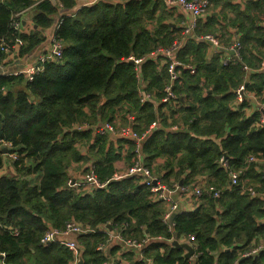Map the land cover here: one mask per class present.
<instances>
[{
    "label": "trees",
    "instance_id": "obj_1",
    "mask_svg": "<svg viewBox=\"0 0 264 264\" xmlns=\"http://www.w3.org/2000/svg\"><path fill=\"white\" fill-rule=\"evenodd\" d=\"M263 2L252 1L250 5L260 6ZM32 3L33 0H0V43L6 40L10 45L17 37L23 42L21 55L33 52L45 39L44 31L54 24L60 7L72 9L76 0L38 3L33 29L15 31L12 15ZM61 18L56 31L65 43L61 60L45 63L32 80L0 75V139L12 142V151L19 155L14 162L18 174L0 175V255L5 253L6 263L74 264V252L61 238L41 243L48 223L60 229L71 218L91 226L89 232L79 237L85 246V264H104V260L110 259L97 250L98 243L106 241L108 235L101 226L110 220L119 227L127 222V237L139 238L143 227L152 236L163 235L166 240L171 237L161 217L164 206L150 201V188L145 183L132 176L112 179L114 162L122 158L120 148L115 147L108 134L92 136V129L74 130L76 122L108 120L114 124L130 113L135 117L133 128L141 134L160 119L162 128L153 130L142 145L146 166L156 164L157 158H165L159 166L165 177L174 176L190 184L195 176L205 175L210 185L222 188L229 176V169L221 164L224 158L230 169H245L242 184L258 181L264 189L262 173L254 169L255 163L248 162L250 155L264 157V125L256 123L257 112L245 114V107L250 105L247 97L239 108L233 105L235 91L245 74L243 65L257 68L260 59L254 52L264 56V29L256 26L257 17L238 25L237 15L236 27L243 32L242 57L226 64L217 55L206 63L207 42L189 39L178 58L185 64L195 62L197 70L192 74L187 68L181 69L174 84L179 107L173 102L157 107L151 100L141 103L135 63L126 60L131 54L143 56L174 41L176 30L166 21L169 14L162 0H131L125 4L99 0ZM216 22L213 15L204 22L199 20L193 36L214 33ZM6 57L7 52L0 50V58ZM141 68L148 91L159 98L164 96L169 82L166 67L146 58ZM252 75L253 83L248 88L261 94L264 72ZM20 81L25 82L28 91L13 90ZM103 96L106 101L98 113ZM165 106L168 112L164 111ZM170 118L172 122L182 121L184 128H164ZM80 143L95 155L96 175L107 183L91 192L65 187L70 166L86 157ZM129 148L126 159L130 161L135 156L133 141ZM36 172L41 173L38 184L24 178ZM240 186L233 190L223 188L218 198L205 192L198 208L174 214L176 235L195 236L198 264H264V249L252 257H238L242 250L264 238V223L257 221L264 214V203ZM241 239L243 243L238 246ZM119 247L113 248L112 256L116 257L113 253ZM147 250L154 252L152 264H188L182 249L164 241H154ZM126 258L131 261L132 253ZM112 262L127 264L119 259ZM135 264L150 263L139 260Z\"/></svg>",
    "mask_w": 264,
    "mask_h": 264
},
{
    "label": "crops",
    "instance_id": "obj_2",
    "mask_svg": "<svg viewBox=\"0 0 264 264\" xmlns=\"http://www.w3.org/2000/svg\"><path fill=\"white\" fill-rule=\"evenodd\" d=\"M52 1L54 3H59V0H52ZM98 1L99 0H76V5L72 9H66V8L63 9L62 7H60V9H62V10H60L59 14L55 17L54 24L50 28H48L44 31L45 39L42 41V43L33 52H30L26 55L20 54L21 46L18 49L11 50L9 53H7V57L4 59V68L3 69L0 68V75L4 74V75H14V76L26 77L27 76L26 74H23V73L16 74V72H20V71L26 70L28 68H31L32 65L36 62L39 54L44 52L49 47L50 37H51V35L55 29V25L61 19V17L65 16V15L71 16L76 11H78V9L80 7H82L84 5H93V4L97 3ZM108 1H111L114 3L125 4L131 0H127V1L108 0ZM162 1L165 3V8L169 14V18L166 21L171 22L173 28H175L176 31L174 32V34L176 35L175 38H177L178 36H180L182 34L183 24H184V22H187L190 19V15H189V13L182 10L179 5L169 4L165 0H162ZM252 1H257V0H233L232 1L233 3L231 5L223 4L222 3L223 1H221L218 4L217 3L214 4V2L211 1V6H210L209 10L199 18V20H202L203 22L206 21L208 19V17L211 15L216 16V18L218 19V22H216V24L214 25V28H216L215 32L212 33L216 36L217 43H214L211 41L210 42L206 41L207 42L206 43L207 44L206 45V54L207 55H205L206 56L205 57L206 63H211L212 62L211 58L214 55L219 56L220 61L224 64L230 62L231 60H234V59L236 60L237 58L242 57L241 56V50L243 47V45H242L243 32L239 29V27H236L235 21L237 19V15H238V25H240V23L244 24L245 22H249L251 20V17L255 16V17H257V19L255 21L256 26L263 27V29H264V2L261 3L260 6H252V5H250V3ZM34 14H35V8L27 9L23 13V15H22L23 31L28 32V31H31L33 29V15ZM193 34H194V32L190 36H187L185 38L184 45L180 49V51L184 48V46L188 43L189 39L192 37L195 38L197 41H205V40L200 39L199 36H196V35L193 36ZM22 44H23V42H22ZM237 45H238V50L235 49V47ZM157 47H159V46H157ZM157 47H155L152 51H154ZM152 51H150V52H152ZM148 53H146V54H148ZM254 53L257 54L259 59H260L259 65L257 68H253V67L249 66L248 64L243 65V69H244L245 74L243 76L242 81L238 84L237 89H239L242 85L245 86V90L243 92V95H244L243 99H244V97H247L250 101V105H247L245 107V114L247 116H251L257 112L259 117H258V121L256 123L262 125V123L260 122V117L262 116V113H261V108H259V104L264 103V89H262L261 94H257L254 90H250L248 88L249 84L253 83L252 82V79H253L252 74L255 72H264V56L259 55L257 52H254ZM131 55H133V54H131ZM145 55H143V56H145ZM135 57L139 58L141 56H135ZM149 58L155 60V62L158 63L159 67H160V65L166 67L164 60H162L163 59L162 57L156 56V57H149ZM132 62H134V61H132ZM143 62L144 61H142V63ZM142 63H140V64L135 63V68L141 67ZM186 64H187V66H192L195 69V72H191V70L189 69L192 74L196 73V70H197L196 66L197 65L195 62L191 61V62H188ZM137 81H138V88H139V91H138L139 96H140L141 91H145V92L150 93L152 95V97L147 102H149L150 100L153 101L155 104V107L159 106L162 103L169 105L170 102H173L171 100L166 99L165 95L162 96L161 98H159V96H157L155 93L148 91L147 85H146L147 84L146 79L142 74V68L140 71V78H138V76H137ZM237 89L235 92H237ZM13 90L15 92H18L19 90L28 91L26 89V84L24 81H20V82L16 83ZM206 90H207V88H206ZM34 97L35 96L32 95V98H34ZM243 99L239 100V98L237 99V97H236V100L234 101L233 105H236L235 106L236 108L238 105V108H239L240 102H242ZM147 102H145V103H147ZM173 104L175 107H179V105H180L179 95H178L177 102H173ZM163 109H164V111H167L166 106ZM130 115H132L134 117L133 114L128 113V117H127L128 123L126 125H122L119 120H116L114 125L116 127H133V122L135 120V117H134L133 122H130V120H129ZM175 117H177V115H175ZM106 121H108V120L97 121V122H82V123L76 122L73 125V129L74 130L92 129V136H96L97 133H99L97 128H99V125L105 123ZM156 121L159 123L158 128H162V124H160V119H157ZM168 123H169V125L164 127L167 130L178 131V130L184 128L182 121L181 122H179V121H177V122L173 121L172 122V119L170 118ZM83 124H89V126L82 128ZM101 134H108L110 136V138L113 140L115 147L117 149L120 148L121 154H122V158H120L114 162V173L112 175V179L115 178L114 180H119V179H123V178L128 177V176H132L136 179L137 182L144 184L145 183L144 180L147 178L145 174L139 173V174H135V175H126V171L134 159V156H132L130 158V161L126 159V156L128 155V152L130 150V148H129L130 142H132V141L134 142V140L131 138H126V137L121 136V135H113L111 132H106V133H101ZM78 146L81 149V151L83 152V154L86 155V157H85V159H83L81 161L74 162L70 166V168H69V174L70 175H69V178H68V181H67L65 187L66 188L75 187L78 190H83L85 192H91V187L83 184L82 179H83V175H85L86 173H89V172H92L96 175L95 162H96L97 158L95 157L94 154L90 153L88 146L86 144L80 143ZM12 148H13V144H11V146L1 145L2 154L0 155V159H1L0 175L16 176L18 174V172L15 168V165H14V162L18 159V157L12 158L9 156V153L12 152ZM257 158H258L257 160H254V162H251V163H253V164L255 163L254 169L259 171L260 173H262L263 178H264V157H261V158L257 157ZM164 159L165 158H157L155 161L157 163L151 165L148 168L150 173L154 177L158 178L160 181L165 183L166 185L172 186V184L176 183V182L179 184H182L184 182L183 181L184 179H182V180L179 179L180 180L179 181L178 178L174 177V176H168V178H167V177H165L164 173L160 171L161 169H159V166L162 165ZM118 175L120 177H117ZM96 177L98 178L97 175H96ZM24 178L28 179L30 181V183H32V184H38L41 181V173L36 172L35 174H33L31 176L27 175ZM196 181H198L197 183H200V185H202V187H204L207 190L210 189L211 187H216L215 185H210L208 183V178L205 175H197V177L195 176L194 182H196ZM250 184L253 185L258 191V194L253 195V196L254 197L258 196L264 203V189L261 188L260 182L252 181ZM259 187L262 189L261 191H259ZM216 188H219V187H216ZM223 188H227L229 190L234 189V186L232 185L231 179L229 176H228L227 184L220 189L223 191ZM148 189H149V187H148ZM149 191H150V189H149ZM245 192H247V191L245 190ZM148 198L150 199L151 202L158 203L160 205L162 204V206H163V203L161 202V200L159 199L157 201L155 199V196L153 195V193L151 191H150ZM172 199H173V204L174 205L176 204V208L172 211L171 220H174V214L177 211L189 212V211L195 210L199 206L195 202L193 197H191V196L190 197L189 196L183 197L178 191L173 193ZM161 217H162V214H161ZM73 220H75V219H73ZM131 220H132V222H135V219L133 217H131ZM111 221L112 220L103 224L101 226L102 227L101 229H103L104 231H107V232L111 231V228H110ZM257 221L259 223H264V214L262 216L258 217ZM125 223L127 224V222H123L120 227L128 228L127 226H125ZM104 225H106L105 228L103 227ZM85 226L88 228H91V226L88 224H85ZM49 229H54V227L52 226V223H48V229L46 230V232ZM13 232L17 233L16 230H14ZM184 236L185 235H183L182 239H181L180 236L176 235V230H175V233H171L170 239L166 240V238L163 235H158V236L153 235L152 236L149 233L147 227L146 228L143 227V233L138 239V240L146 239V242L142 246V250L138 254L135 250L134 251H128V252L132 253L133 258L131 261H126V260L125 261L127 264H135L136 261L145 260L147 263L152 264L154 262V259H153L154 252L152 250H149L150 252L147 253L148 246L152 245L154 241H159V242L164 241L167 244H169L171 247L182 249L181 251H182L183 257L188 260V264H198V261L196 259V258H198V256H194V252L191 256H188V254L190 252L188 247L194 248V251H195L196 248L194 245H196L197 243L196 242L192 243L188 239L184 240L183 239ZM131 237H134V236H131ZM159 237H162V239H159ZM57 239H55L54 241H56ZM260 242L264 243V238H260L258 242L252 243V245H250V247H252L256 244H259ZM242 243H243V241L241 239V240H238V242L236 244L238 246H241ZM185 245H188V247ZM116 246H120L116 250V252L113 253V255H116V256H117V252L120 249H122V250L126 249L125 244L111 239L110 242L107 244L106 249L103 252L104 255L108 256V258L111 259L112 258L110 256V255H112L111 251ZM196 247H197V245H196ZM142 252L145 254V256L143 255V258L140 259ZM162 252H164V249L162 250ZM242 252H243V250H242ZM242 252L239 253L238 257L245 258L242 256ZM192 256H193V258H191ZM215 257L217 258V254H215ZM111 261H113V259ZM0 264H8L5 262L4 257L2 255H0ZM216 264H218V263L216 262Z\"/></svg>",
    "mask_w": 264,
    "mask_h": 264
},
{
    "label": "built area",
    "instance_id": "obj_3",
    "mask_svg": "<svg viewBox=\"0 0 264 264\" xmlns=\"http://www.w3.org/2000/svg\"><path fill=\"white\" fill-rule=\"evenodd\" d=\"M46 0H33V3L26 9L15 12L12 15V20L11 24L12 27L15 31L17 32H22L23 26H22V15L27 9L35 8V6L38 3H41ZM121 1H127V0H121ZM169 4H176L181 7L182 10L185 12L189 13L190 19L187 22H184L183 24V29H182V34L178 36L177 38L174 39V41L169 45V46H159L157 47L154 51L149 52L145 56H141L139 58L135 57L134 55H130L127 57L126 60H131L134 61L136 64L142 63L144 59L149 58V57H162L164 60V63L166 65V69L168 71L169 75V82L166 84L164 87V92H165V98L168 100H171L173 102H177L178 100V95L174 91V84L175 82L180 78L181 74V69L182 68H187L190 69L191 72H195V69L192 66H187L180 58H178V53L180 49L184 45V40L187 36H190L195 29L198 26L199 18L206 13L210 6H211V0H165ZM62 23V18L57 22L55 25V29L50 37V45L49 47L42 53L39 54L36 62L32 65L31 68H28L26 70L16 72V74H26V78L28 80H32L33 76L40 71L43 70L45 63L53 60H61L63 57V52L65 49V43L60 38L57 36L56 31L60 27ZM199 38L208 42H214L217 43V38L214 34L212 33H207L203 35H199ZM22 45V41L16 37L14 41L11 42L9 45V41L3 40L0 43V50L3 52L9 53L11 50L18 49ZM236 50H238V45L235 47ZM0 68H4V60L0 58ZM140 68H136V75L138 78H140ZM4 90V88H2ZM245 90V86L242 85L239 89H237V99L239 100L243 99V92ZM152 95L148 92L141 91L140 93V102L145 103L147 102ZM259 108H261V113L262 116L260 117V122L262 125L264 124V103L259 104ZM130 122H133L134 117L132 115L129 116ZM89 124H83L82 128L88 127ZM159 126V123L157 121H153L148 129H146L144 132L141 134L138 133L133 127H116L113 122L111 121H106L105 123L99 125V128H97L99 133H106V132H111L113 135H121L126 138H131L135 142V148H134V159L130 166L128 167L126 171V175H135V174H145L146 179L144 180L145 184L150 188V191L153 193L155 196V199L158 201L159 199L163 203L165 213L162 215V221L167 225V230L168 232L174 233L175 232V224L173 220H171L172 216V211L176 208V204H173V199L172 195L174 192H179L183 197L184 196H191L194 198L195 202L200 205L202 202V197L205 192H207L209 195L211 194L212 196L218 198L220 194L222 193V190L220 188L216 187H211L210 189H205L200 185V183L193 182V183H173L172 186L166 185L162 181H160L158 178L154 177L150 171L149 167L144 164L143 158V152H142V145L144 140L151 134V132L155 129H157ZM173 128V127H172ZM11 142L8 140L1 139L0 140V155L2 154L1 150V145H6V146H11ZM9 156L12 158H17L18 153L17 152H10ZM258 158L255 155H250L248 157V162H254V160H257ZM221 164L224 167H227L229 169V177L231 179V183L234 187L240 186L243 190H246L247 192L250 193V195H256L258 194L257 189L251 185V184H246L243 182L242 184V177L244 174L245 169L240 168V169H230L227 160L224 158L221 159ZM117 177H120L119 175ZM115 179V178H114ZM143 182V183H144ZM82 183L85 185H88L91 187V190L99 187H103L105 183L101 182L94 173L89 172L83 175ZM125 226L127 224L125 223ZM104 228L106 225L103 226ZM110 228L111 231L107 232V240L104 242H100L97 245V250L104 252V250L107 247V244L110 242V240H116L118 242H121L125 244L126 249L122 250L120 249L117 252V256H112L111 259H106L104 260V264H113L111 261L112 259L114 261L120 260H128L126 258V255L128 251H136L137 254L142 250V246L146 242V239L143 240H138L139 238L136 237H127L124 234V231L126 228L124 227H119V225L114 222L113 220L110 223ZM89 228H87L83 223H80L77 220H68L63 228H54V229H49L41 238V243L42 244H47L49 242L54 241L57 238H60L62 235L70 234V233H76L79 236L82 235L83 233L89 232ZM182 239V236H180ZM179 238V237H178ZM62 239V238H61ZM159 239H162V237H159ZM170 239V237L168 238ZM188 239L190 242H196L195 236L194 235H189V236H184L183 238ZM63 240V239H62ZM64 241V240H63ZM65 242V241H64ZM67 246L74 252L75 254V261L74 264H76L78 260V254L79 250L77 248V245L74 242H66ZM195 248L196 245H194ZM194 249V248H193ZM262 249H264V243L260 242L259 244H256L246 250H243L242 256L243 257H252L257 255ZM196 250V249H195ZM143 255L145 254L142 252L141 253V258H143ZM2 256H5V253H2ZM194 256L195 251H194ZM193 258V256L191 257Z\"/></svg>",
    "mask_w": 264,
    "mask_h": 264
},
{
    "label": "water",
    "instance_id": "obj_4",
    "mask_svg": "<svg viewBox=\"0 0 264 264\" xmlns=\"http://www.w3.org/2000/svg\"><path fill=\"white\" fill-rule=\"evenodd\" d=\"M105 101H106V98L105 96H103V101L98 106V113H101V110H102V107ZM79 237L80 236L76 233H70V234L62 235L60 238H62L65 242H74L77 245L79 254H78V260L76 264H85V259H84L85 246L80 243ZM185 246L188 247V245H185ZM188 248L190 251L188 256H191L194 252V249L192 247H188Z\"/></svg>",
    "mask_w": 264,
    "mask_h": 264
},
{
    "label": "rangeland",
    "instance_id": "obj_5",
    "mask_svg": "<svg viewBox=\"0 0 264 264\" xmlns=\"http://www.w3.org/2000/svg\"><path fill=\"white\" fill-rule=\"evenodd\" d=\"M121 114H122V112H121ZM125 117V118H124ZM127 117H128V113L127 114H125L123 117H121V119H119L118 118V120L120 121V123L122 124V125H126L128 122V120H127ZM103 121H105V120H103ZM246 179H248V178H246Z\"/></svg>",
    "mask_w": 264,
    "mask_h": 264
}]
</instances>
